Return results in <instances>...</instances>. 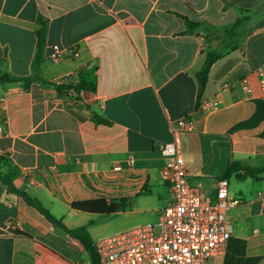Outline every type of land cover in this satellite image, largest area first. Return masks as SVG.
Returning a JSON list of instances; mask_svg holds the SVG:
<instances>
[{"label": "crops", "instance_id": "0c3cea01", "mask_svg": "<svg viewBox=\"0 0 264 264\" xmlns=\"http://www.w3.org/2000/svg\"><path fill=\"white\" fill-rule=\"evenodd\" d=\"M210 54L217 59L198 98L195 74ZM0 71L39 78L0 85V157L16 169L15 189L67 229L85 228L93 247L157 221L172 201L158 146L178 136L188 182L203 193L235 167L232 235L210 264H264V172L239 170L264 168V0H0ZM82 80L94 91L65 89ZM206 100L219 105L204 109ZM179 119L192 131L175 133ZM122 201L123 211H99ZM0 264L95 262L0 182Z\"/></svg>", "mask_w": 264, "mask_h": 264}, {"label": "built area", "instance_id": "2783aa9c", "mask_svg": "<svg viewBox=\"0 0 264 264\" xmlns=\"http://www.w3.org/2000/svg\"><path fill=\"white\" fill-rule=\"evenodd\" d=\"M76 55L69 50L68 57ZM242 89L249 92L247 81ZM228 88L227 84L223 89ZM218 100L202 101L204 109L214 110ZM175 133L192 131V123L179 119ZM163 158L161 173L168 184L172 201L161 212L156 225L144 224L95 241L98 264H210L223 255L232 235L227 212L239 204L230 198L229 182L218 179L213 194H205L189 184L180 139L158 146ZM132 160L128 161L131 164ZM157 227L158 232H155Z\"/></svg>", "mask_w": 264, "mask_h": 264}, {"label": "trees", "instance_id": "16d2710c", "mask_svg": "<svg viewBox=\"0 0 264 264\" xmlns=\"http://www.w3.org/2000/svg\"><path fill=\"white\" fill-rule=\"evenodd\" d=\"M185 22L188 28L190 29L196 26L195 24L189 22L188 20H185ZM36 38H37L36 52H35V55L32 61V67H33L34 72H37L39 70L40 65L42 63V59H43V50H44L45 39H46V25L43 22H40V28L36 32ZM216 59H217V55L215 54L208 55L205 58L201 69L195 74V79L198 85V93H197L198 98L201 96L203 88L205 87L206 82H207L209 70ZM32 80H39V78L37 76L33 78L13 77L7 73H2L0 71V85L19 83V82L29 84L32 82ZM86 84L87 82L82 80L77 85L68 86L65 89L73 90L75 93H79L82 90H90L93 92L94 86L91 85L89 87V86H86ZM96 120L98 122L108 124L107 121L101 118H96ZM234 168H235L234 166H231L228 169V171L225 173L223 178L228 179L230 174L233 172ZM239 170L243 171V175H242L243 178L253 177L256 172H264V168L251 169L248 167H243V168L239 167ZM15 175H16L15 167L7 159L0 157V182L6 186L7 191L16 196L21 197L28 206L36 209L46 219V221L62 229L67 235H69L74 240L78 241L90 253L95 264H97V257L90 243V240L87 236L85 228L67 229L59 220L55 219L37 199L31 198L26 193L20 192L17 189H15V187L12 184V179L14 178ZM72 207L77 210H84V211L91 210V208H89L90 207L89 203L88 204L87 203L73 204ZM124 209H125V205H123V201H122V204L120 203L117 205H111V206H105V207L103 206V208H101V210L99 211H101L102 214H111V213L123 211Z\"/></svg>", "mask_w": 264, "mask_h": 264}, {"label": "rangeland", "instance_id": "374dc122", "mask_svg": "<svg viewBox=\"0 0 264 264\" xmlns=\"http://www.w3.org/2000/svg\"><path fill=\"white\" fill-rule=\"evenodd\" d=\"M157 222H158V220L156 221V219H152V220H148V221H143V222H138V223L135 222L133 224H130L127 228L122 229V230H119V231H117L116 233H113V234L121 233L123 231L129 230V228L130 229H133V228H136V227L141 226V225L146 224V223H150L152 225H156ZM154 229H155V232H158L157 227H155ZM113 234H110V235H113Z\"/></svg>", "mask_w": 264, "mask_h": 264}]
</instances>
